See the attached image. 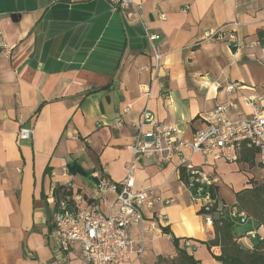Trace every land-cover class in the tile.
I'll return each mask as SVG.
<instances>
[{
  "label": "crops",
  "instance_id": "crops-1",
  "mask_svg": "<svg viewBox=\"0 0 264 264\" xmlns=\"http://www.w3.org/2000/svg\"><path fill=\"white\" fill-rule=\"evenodd\" d=\"M126 12L108 0H0V264H92L77 247L56 259L50 233L53 191H78L87 204L108 214L115 194L98 197L94 173L113 183L126 176L130 145L140 115L176 122L184 142L203 127L202 114L230 101V121L248 117L243 98L264 87V0H132ZM137 8V10H136ZM166 16L165 21L159 15ZM221 30L236 41L205 38ZM159 35L163 69L154 78L147 36ZM236 86L231 94L226 85ZM20 127L31 129L20 141ZM184 156L219 182V204L232 206L235 194L261 181L255 166ZM71 167L75 174H70ZM177 159L161 164L143 157L135 170L136 191L150 190L159 200L142 208V223L131 228L142 241L141 254L128 264H153L173 256L172 238L188 240L187 252L199 264H216L218 247L180 179ZM161 217L165 221L160 220ZM162 228L170 234H164ZM264 227L249 219L238 243Z\"/></svg>",
  "mask_w": 264,
  "mask_h": 264
},
{
  "label": "built area",
  "instance_id": "built-area-1",
  "mask_svg": "<svg viewBox=\"0 0 264 264\" xmlns=\"http://www.w3.org/2000/svg\"><path fill=\"white\" fill-rule=\"evenodd\" d=\"M108 2L114 9L122 12L131 7L135 9L132 0ZM159 20L165 21L166 16L159 15ZM222 35L221 30L210 31L205 34V38L224 39L227 43L236 41L234 35L227 38ZM147 41L152 59L150 71L154 78H157L163 69L161 39L159 35H149ZM235 88V85L229 84L226 85L225 91L231 94ZM243 101L251 107L247 118L230 121L227 113L233 105L226 101L212 111L202 114L203 127L194 132L189 142L183 141L176 122H157L151 114L142 112L130 145L132 158L126 166L125 178L119 183H113L99 173L92 176L93 190L98 197H103L108 191L115 194V201L108 214L95 210L75 191L63 200L53 198L50 238L56 259L63 261L74 247L78 248L82 260L92 264H128L129 255L141 254L142 241L132 240L131 228L142 223V208L149 207L159 200L150 190L134 189L136 167L143 157L149 155L155 156L161 164H169L177 159L178 169L184 174V187L199 204V211L202 212L200 216L205 224L211 225L212 217L209 213L216 200L208 193V189L216 188L219 179L216 175L206 174L202 166H194L184 156L183 151L189 149L192 155L201 156L203 164H207L208 158L213 161L237 163L238 152L245 146L255 151L258 166L264 168V87L259 94L243 98ZM31 136V129L19 128L18 140L27 141ZM222 207L232 222L239 225L248 223L249 218L236 204H219V208ZM160 220L164 222L165 218L161 217ZM243 238L261 239L255 230L247 231ZM184 247H190L188 240L184 241Z\"/></svg>",
  "mask_w": 264,
  "mask_h": 264
},
{
  "label": "trees",
  "instance_id": "trees-1",
  "mask_svg": "<svg viewBox=\"0 0 264 264\" xmlns=\"http://www.w3.org/2000/svg\"><path fill=\"white\" fill-rule=\"evenodd\" d=\"M256 37L259 42H264V27L257 30ZM238 162L247 165L249 168L255 166V151L242 146L238 152ZM260 167V166H259ZM261 168V167H260ZM263 176L261 181L249 180V186L235 194L236 206L259 227H264V168H261ZM68 173L75 174L71 168ZM180 179L184 180V174L179 171ZM76 193H80L76 191ZM208 193L216 200L210 211L214 238L205 242L207 249L218 247L220 254L215 257L220 264H264V237L256 239L250 249L242 247L234 233V222L229 220L225 208H219V201L216 196V188H209ZM73 191L68 187L57 186L54 188L53 197L55 200H63L70 197ZM199 215L202 212H198ZM164 234H170L168 229L162 228ZM184 241L172 238L174 248L173 256H158L153 264H199L194 257L187 252Z\"/></svg>",
  "mask_w": 264,
  "mask_h": 264
},
{
  "label": "rangeland",
  "instance_id": "rangeland-1",
  "mask_svg": "<svg viewBox=\"0 0 264 264\" xmlns=\"http://www.w3.org/2000/svg\"><path fill=\"white\" fill-rule=\"evenodd\" d=\"M245 229V225H239L237 223H234V231L237 232L240 230V233H243V230Z\"/></svg>",
  "mask_w": 264,
  "mask_h": 264
}]
</instances>
